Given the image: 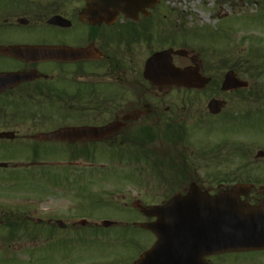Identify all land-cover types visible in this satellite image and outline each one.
I'll return each instance as SVG.
<instances>
[{"label": "flooded vegetation", "instance_id": "1", "mask_svg": "<svg viewBox=\"0 0 264 264\" xmlns=\"http://www.w3.org/2000/svg\"><path fill=\"white\" fill-rule=\"evenodd\" d=\"M88 5L89 0H0V163L7 164L0 169L8 174L2 184L45 174L62 162L60 153L54 159L47 150L64 148L74 166L86 161L91 168L107 166L100 170L108 173L113 162L132 172L137 181L124 177V185L105 195L108 203L135 213L136 221L158 219L142 207L173 198H216L237 183L251 185L248 201L259 204L264 171L222 173L221 143L209 149L196 142L191 127L192 119L213 127L230 105L247 101L248 91L221 88L231 69L223 72L211 51H197L189 22L165 2L131 5L128 14L121 11L110 22L98 21ZM167 49L174 51L169 55L174 68L201 73L211 82L198 89L149 80L150 58ZM244 62L233 66L246 74ZM204 91L209 93L202 96ZM212 98L225 101L221 114L208 110ZM68 129L66 139L44 136ZM240 152L233 147L226 159L245 161L248 149ZM211 166H216L212 172ZM82 173L74 169L73 175ZM26 212L27 221H35ZM36 220L34 226L43 225ZM51 223L47 217L44 224ZM256 256L264 264V250L208 255L201 264H255Z\"/></svg>", "mask_w": 264, "mask_h": 264}, {"label": "rangeland", "instance_id": "2", "mask_svg": "<svg viewBox=\"0 0 264 264\" xmlns=\"http://www.w3.org/2000/svg\"><path fill=\"white\" fill-rule=\"evenodd\" d=\"M162 2L177 10L189 22L190 35L197 51L214 49L221 64V56H225L231 48L233 51L240 49L247 52L253 44L264 47V17L257 20L251 18L262 11L264 0ZM255 86L254 98H248L244 106L235 103L230 105L221 117L234 114L230 118L220 117L214 127L201 129L197 119H192L195 125L191 127L196 131V142L205 143L211 150H214L215 143H221L222 173L264 171V158L256 159L257 151L264 150V107L257 99L264 93V74L255 82ZM208 93L203 92L201 95L206 96ZM238 145L248 149L249 157L245 162L241 157L226 159L231 148ZM59 149L51 148L46 155L55 159L60 153L61 163L46 169V173L41 176L20 180L14 187L2 184L3 177L8 174L0 169V264H131L153 245L155 234L134 225L137 221L132 211L108 203L109 197L105 191L113 192L116 190L115 185H124L127 180L124 177L130 182L137 181L132 172L112 162L108 173L98 168L88 173V167H81L77 170L84 173L77 177L73 175L71 166L66 164L68 152ZM105 158L110 161L112 155L108 154ZM81 165H87L86 161L81 162ZM215 168L211 166L209 171ZM56 171L61 172V175L57 176ZM23 195L48 197L38 206L36 198L30 200L32 204H28ZM27 210H30V216L42 220L43 225L34 226L36 219L27 221L24 217L28 214L25 213ZM50 213L60 216L67 227L62 229L52 222L50 226L54 230L52 227L43 228L46 218L52 216ZM86 214V225L76 221L81 220L76 215ZM101 217L123 223L104 228L100 224ZM11 219L22 229L11 231L10 224L15 223L10 222ZM26 223L34 227L33 232L29 233L23 227ZM259 259L260 256L255 257V264H260Z\"/></svg>", "mask_w": 264, "mask_h": 264}, {"label": "water", "instance_id": "3", "mask_svg": "<svg viewBox=\"0 0 264 264\" xmlns=\"http://www.w3.org/2000/svg\"><path fill=\"white\" fill-rule=\"evenodd\" d=\"M157 2L159 0H150ZM107 6L113 7V12L106 11L107 6L104 2L92 4L98 9L96 17L104 20L108 17H115L117 13L127 11L131 5H142L147 3V0H107ZM111 2V3H110ZM105 8V9H104ZM170 51L162 54H156L146 67V75L154 83L158 84H184L186 86L204 87L209 79L202 75H196L193 78L191 71L183 73L170 64ZM165 66L166 69H162ZM223 83L225 90H230L235 87H244L246 82L239 81L233 74L229 72ZM222 102L213 99L209 105V109L215 113L220 112ZM69 135L68 131L50 134V137L60 138ZM264 151H258L257 157H263ZM246 194L243 185L237 187L235 191H227L218 196L215 200L193 199L187 201L191 206V217H196V221L191 223V228L188 230H180L181 226H185L189 222L185 219V214L173 212L172 205L176 203L173 200L169 205L163 207L164 210L153 208L150 215L159 216L158 221L152 223H141L145 228L155 232L158 240L150 250L143 255L134 264H196L197 261L208 254H219L222 252L241 251V250H261L264 248V200L258 206H251L246 201L240 200V195ZM201 202H207L201 205ZM219 208L223 213V229H213V235H208L201 226L204 220H198L200 213H213ZM189 211V210H187ZM185 219V220H184ZM106 227L111 225L109 222H103ZM206 224V223H205ZM204 224V225H205ZM60 226L65 228L63 224ZM191 240V241H188ZM193 244V246H191Z\"/></svg>", "mask_w": 264, "mask_h": 264}, {"label": "trees", "instance_id": "4", "mask_svg": "<svg viewBox=\"0 0 264 264\" xmlns=\"http://www.w3.org/2000/svg\"><path fill=\"white\" fill-rule=\"evenodd\" d=\"M249 63V62H248Z\"/></svg>", "mask_w": 264, "mask_h": 264}]
</instances>
